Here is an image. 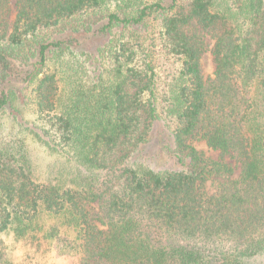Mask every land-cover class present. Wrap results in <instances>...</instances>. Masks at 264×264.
Instances as JSON below:
<instances>
[{"label": "trees", "instance_id": "obj_1", "mask_svg": "<svg viewBox=\"0 0 264 264\" xmlns=\"http://www.w3.org/2000/svg\"><path fill=\"white\" fill-rule=\"evenodd\" d=\"M10 2L0 264H264V0Z\"/></svg>", "mask_w": 264, "mask_h": 264}, {"label": "rangeland", "instance_id": "obj_2", "mask_svg": "<svg viewBox=\"0 0 264 264\" xmlns=\"http://www.w3.org/2000/svg\"><path fill=\"white\" fill-rule=\"evenodd\" d=\"M14 0L10 2V8H13ZM202 65L205 76L210 75L212 72V66L209 60L208 53H205L202 57ZM28 148L30 156L33 159L35 173L40 178H45L49 175V168L52 164L54 157L50 156L41 146L37 143L28 140ZM200 148L205 150L207 154L212 157H216L217 152L208 150L204 144L200 145ZM14 262L17 264H74V260L70 258H63L54 256L51 252H35L32 250H21L16 247L14 252Z\"/></svg>", "mask_w": 264, "mask_h": 264}]
</instances>
